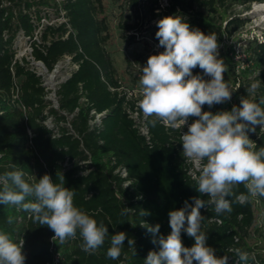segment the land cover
I'll return each instance as SVG.
<instances>
[{"label": "trees", "instance_id": "obj_1", "mask_svg": "<svg viewBox=\"0 0 264 264\" xmlns=\"http://www.w3.org/2000/svg\"><path fill=\"white\" fill-rule=\"evenodd\" d=\"M111 2L117 10L119 37L127 44L133 43L142 30L156 27L154 23L165 16H180L190 27L217 36L219 56L228 66L224 79L233 92L230 101L211 108L205 104L202 111H231L233 105L240 106L241 98L258 103L264 96V41L253 37L243 42L246 66L242 69L237 68L233 45L228 43L247 21L246 16L234 12V7L249 8L264 0ZM47 6H53L57 13L63 11L65 21L42 25L39 39L32 40L33 57L48 69L63 55H70L78 65L56 89L57 108L51 106L40 76L28 68L24 59L22 63L16 60L11 70L17 31L22 29L33 38L42 19L39 7ZM110 37L104 0H0V175L22 170L30 184L45 174L59 183L63 175L64 186L75 193L74 205L103 222L109 232L104 245L90 255L81 249L79 232L76 239L61 244L48 226L39 225L21 208L0 204V231L9 233L14 242L23 239L25 264L50 261L51 239L62 254L60 264H144L150 251H159L153 239L171 232L168 213L184 207L186 201L192 204L193 197L208 199L201 196L196 181L186 174L179 128L166 127L159 121L153 127L149 121L154 118L150 117L147 139L134 126L125 108L129 100L107 49ZM130 65L128 62L127 67ZM193 74L203 72L197 66ZM255 80L261 81V87L254 95L249 94L246 89ZM15 81L16 99L12 95ZM91 110L103 113L99 126L90 125ZM195 119L188 120L192 123ZM248 136L255 139V150L264 147L260 125ZM119 166L126 169V176L117 171ZM235 192L247 195L243 184ZM260 198L264 210V197ZM124 208L130 210L122 215ZM200 211L205 218L201 230L206 233V244L218 257L227 255L228 264H241L238 252H247V264H264V253L257 247L256 261L251 258L254 248L249 232L254 228L264 241V221L261 225L255 223L258 209L250 199L243 205L232 203L231 213L217 215L211 205ZM8 216L14 217L11 225ZM142 223L153 227L159 224V232L154 236ZM118 232L134 240L135 254L126 239L120 258L111 260L106 253L111 236ZM181 239L185 247L195 243L183 231Z\"/></svg>", "mask_w": 264, "mask_h": 264}, {"label": "clouds", "instance_id": "obj_2", "mask_svg": "<svg viewBox=\"0 0 264 264\" xmlns=\"http://www.w3.org/2000/svg\"><path fill=\"white\" fill-rule=\"evenodd\" d=\"M157 26L158 47L164 51L149 56L141 68L138 107L145 118L154 117L149 121L153 127L158 121L172 128L187 124V132L181 135L183 156L196 163V189L208 199L193 197L192 204L186 201L184 207L168 213L171 232L153 239L159 251H150L144 264H228L227 255L218 257L206 244V233L201 230L205 218L200 210L211 205L217 215L231 213L232 203L243 205L249 197H264V147L255 150L248 136L257 125L264 129V96L258 103L241 98L240 106L233 105L231 111H202L205 104L211 108L232 97L233 90L224 79L228 66L219 56L217 36L190 27L180 16H165ZM197 66L203 75L193 74ZM260 87L261 81L255 80L246 91L254 95ZM189 117L196 119L188 124ZM25 175L22 170L0 175V204L21 208L39 225L48 226L61 244L76 239L79 232L85 253L94 254L104 245L108 227L74 205L75 193L64 186L63 175L59 183L45 174L33 184ZM241 184L247 195L236 194ZM129 210L124 208L121 214ZM6 219L9 225L14 221L12 216ZM141 226L154 236L160 228L159 224ZM182 231L194 238L193 246L183 245ZM126 239L134 250V240L118 232L111 236L107 258L119 259ZM23 243V239L14 242L9 233L0 231V264H25ZM238 256L241 264L250 259L247 252H238Z\"/></svg>", "mask_w": 264, "mask_h": 264}, {"label": "rangeland", "instance_id": "obj_3", "mask_svg": "<svg viewBox=\"0 0 264 264\" xmlns=\"http://www.w3.org/2000/svg\"><path fill=\"white\" fill-rule=\"evenodd\" d=\"M107 4V12L109 15V25L111 37L107 44V49L111 53V56L114 60V65L117 69V75L122 81L123 87L134 90L137 92L138 89H141L139 84V79L142 74L141 68L144 67L147 63V59L151 55L159 54L164 51L162 47H158L159 40L156 38V32L159 30L157 22L154 23L156 27H148L142 30L140 33L136 34V40L133 43L127 44L119 37V30L116 27V16L117 10L115 5L111 0H104ZM162 3H165V0H162ZM42 20H40L41 28L44 24H56L65 20L64 12H56L53 6L39 7ZM234 12H240L241 15L246 16L247 21L244 26L237 29L232 39L228 42L233 45L234 53L233 58L238 69H242L246 66L245 58L246 56L242 53L241 45L247 39L253 37H262L264 36V7H258L255 3L251 4L249 8H244L241 6H235ZM34 37L32 38V40ZM35 39H39L38 31L35 34ZM25 43H29L27 40ZM21 50L24 47V41H20ZM64 60L62 59L59 63L58 72L52 77V83L60 80L65 77L72 69V66H65ZM128 62H131V65L127 67ZM49 79V75L46 76ZM258 215V213H257ZM249 242L252 245H255L260 253H264V241L256 234L249 238Z\"/></svg>", "mask_w": 264, "mask_h": 264}, {"label": "built area", "instance_id": "obj_4", "mask_svg": "<svg viewBox=\"0 0 264 264\" xmlns=\"http://www.w3.org/2000/svg\"><path fill=\"white\" fill-rule=\"evenodd\" d=\"M6 4V3H5ZM44 19V18H42ZM41 19V20H42ZM65 21V20H64ZM51 24V23H50ZM41 29V25H39L35 30H34V39H35V34L40 32ZM260 41H264V36L262 37H258ZM24 41V47L21 50V45H20V41ZM27 40H29V43H25ZM12 47L15 50V54H14V60L12 62V66H11V70H13V63L17 60L19 62L22 63V60H25V64L28 66V68L30 70H32L34 73H36L38 76H40L41 78V83L45 88L46 91V98L50 101L51 106L57 108L58 103H57V96H56V89L58 88L59 84L64 81L67 77L70 76L71 72L73 70H75L78 65L72 61V58L70 55H63L53 66L52 69H48L46 67V65L41 61V60H37L33 57L32 55V50H33V46H32V38H30V35L25 34L24 30L19 29L14 37L13 40V44ZM62 59L64 60V65L65 66H72L73 69L63 78H61L60 80L56 81L55 83H52L50 81H52V77L58 72V68L59 63ZM239 66H237L238 68ZM49 75V79L46 78V76ZM124 93L126 94V98L129 100L128 102H125V108L126 111L128 112L130 118L133 120L134 126L136 127V129L138 130L139 133H141L142 135H144L147 139L150 136V132H149V128H148V124L147 121L150 118H145L142 111L139 109L138 104L140 99L142 98V92L141 89H138L137 92H135L134 90H130L127 88H124ZM13 97L16 99L18 98V85L16 83V81L14 82V86H13ZM22 108L24 109V106L22 105ZM103 113H97L95 110H91V116L92 118L89 120V123L91 126H99L100 123V117ZM154 118V117H153ZM50 121V118H48L47 122ZM161 124H163L164 126L168 127L169 125L164 124L162 122H160ZM191 122L188 120V124H190ZM179 128V137L181 140V135L183 133H186L188 130V126L187 124L184 126H179L177 127ZM55 132V131H54ZM250 140H252L255 144V139L253 137H249ZM117 171L120 172V174L122 176H126L127 172L126 169L122 166H119ZM185 171L186 174L193 180L194 176H197L198 170H197V165L194 161L188 160L187 158H185ZM196 181V180H195ZM127 184V183H125ZM250 201L252 202L253 207L256 209H258V215L256 216V212H255V223L257 222L258 225L262 224V221H264V210H262V202H261V198L258 197H249ZM211 220L213 221H217L220 222V220L218 218H212ZM254 234L256 235V232H254V228L252 230H250L249 232V237L254 236ZM252 247L254 248V250L252 251L254 254L253 256L254 261H256V243L255 245H252ZM49 249L51 251V260L46 262L45 264H60V261L62 260V254L61 252L58 250V248L56 247L55 243L53 242V240L51 239L50 241V246Z\"/></svg>", "mask_w": 264, "mask_h": 264}, {"label": "bare ground", "instance_id": "obj_5", "mask_svg": "<svg viewBox=\"0 0 264 264\" xmlns=\"http://www.w3.org/2000/svg\"><path fill=\"white\" fill-rule=\"evenodd\" d=\"M258 7H264V3H255Z\"/></svg>", "mask_w": 264, "mask_h": 264}]
</instances>
